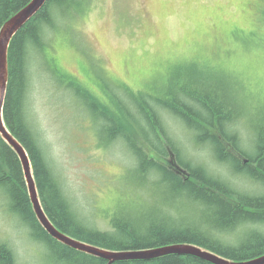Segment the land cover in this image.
<instances>
[{"label":"trees","instance_id":"trees-1","mask_svg":"<svg viewBox=\"0 0 264 264\" xmlns=\"http://www.w3.org/2000/svg\"><path fill=\"white\" fill-rule=\"evenodd\" d=\"M31 1L0 0V30ZM82 1L48 0L14 37L9 50L4 121L30 156L40 199L52 223L61 232L110 252L188 244L233 262H247L263 256L264 124L257 127L254 147L249 151L235 129L246 105V95L242 94L244 87L227 74V70L202 67L198 63L184 65L185 69L174 72L160 95L127 91L130 92L128 98L123 99L111 92L109 104L79 84L62 81L76 96L86 98L87 110L97 122L106 144H127L135 160L137 177L140 180L157 178L156 183L149 184L165 190L169 196L165 207L174 214L170 216L168 210L160 212L156 208V213L142 211L146 214L135 215L118 210L110 219L111 230L108 231L79 220L40 135L31 124L26 104L32 81L28 66L30 55L46 53L49 46L46 35L55 28L58 17L77 7L83 12ZM50 70L54 79L60 76L68 80L57 70ZM169 121L177 122L185 130L180 133H187L196 146H208L219 163L249 180L254 188L244 190L188 158L183 144L172 137L177 134L172 128L170 130ZM160 155L165 159L172 155V160L165 162ZM244 157L247 160L243 163ZM0 192L5 196L9 212L30 231L37 245L44 246L45 263L109 264L103 258L59 242L43 228L31 202L22 163L1 135ZM0 264H18L17 255L7 243L0 244ZM113 264L212 263L194 256L168 255L151 261L129 260Z\"/></svg>","mask_w":264,"mask_h":264},{"label":"rangeland","instance_id":"rangeland-1","mask_svg":"<svg viewBox=\"0 0 264 264\" xmlns=\"http://www.w3.org/2000/svg\"><path fill=\"white\" fill-rule=\"evenodd\" d=\"M81 3L83 12L77 7L58 17L46 35V53L30 55L32 81L26 113L84 224L111 230L110 219L118 210L135 215L156 213V208L173 216L164 204L169 199L165 190L149 184L157 178L137 177L127 144H106L87 110L86 98L76 96L62 81L79 84L109 104L111 92L123 99L130 92L162 94L171 75L190 63L227 70L244 87L246 105L235 129L250 151L257 127L264 124V0ZM49 68L68 80L59 74L54 79ZM169 126L188 158L244 190L254 188L219 163L208 146H196L187 133L181 134L185 130L177 122L169 121ZM159 158L167 162L172 155ZM241 160L244 163L247 158ZM1 243L14 250L18 264H47L44 246L37 245L9 212L2 192Z\"/></svg>","mask_w":264,"mask_h":264},{"label":"water","instance_id":"water-1","mask_svg":"<svg viewBox=\"0 0 264 264\" xmlns=\"http://www.w3.org/2000/svg\"><path fill=\"white\" fill-rule=\"evenodd\" d=\"M48 0H32L13 16L0 30V135L17 153L23 167L26 184L37 218L43 228L56 240L76 250L103 258L113 264L118 261H151L168 255L194 256L212 264H264V255L247 262H233L201 247L188 244L164 246L136 252H110L81 242L61 232L50 220L42 205L30 156L25 147L12 135L4 121V108L9 84V50L14 37L33 19Z\"/></svg>","mask_w":264,"mask_h":264},{"label":"snow or ice","instance_id":"snow-or-ice-1","mask_svg":"<svg viewBox=\"0 0 264 264\" xmlns=\"http://www.w3.org/2000/svg\"><path fill=\"white\" fill-rule=\"evenodd\" d=\"M209 164H211V161H209ZM197 178H199V177H197Z\"/></svg>","mask_w":264,"mask_h":264},{"label":"bare ground","instance_id":"bare-ground-1","mask_svg":"<svg viewBox=\"0 0 264 264\" xmlns=\"http://www.w3.org/2000/svg\"><path fill=\"white\" fill-rule=\"evenodd\" d=\"M31 89V88H30ZM29 92H30V90H29ZM30 94V93H29Z\"/></svg>","mask_w":264,"mask_h":264}]
</instances>
